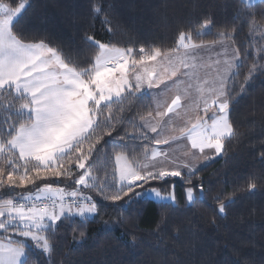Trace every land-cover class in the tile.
<instances>
[{"label":"snow or ice","instance_id":"1","mask_svg":"<svg viewBox=\"0 0 264 264\" xmlns=\"http://www.w3.org/2000/svg\"><path fill=\"white\" fill-rule=\"evenodd\" d=\"M257 3L264 0H239L235 19L244 18L250 33L259 31L264 40V25L251 12ZM29 8L31 0H0V264H47L65 222L73 233V225L95 222L102 205L85 189L121 212L140 201L174 208L169 178H182L189 185L186 204L202 201L203 183L192 180L197 162L222 155L237 135L231 119L235 77L247 57L235 46V30L206 39L212 22L205 19L200 30H180L171 47H120L86 36L97 51L80 65L50 41L19 34L16 26ZM102 11L93 0L91 12ZM259 52L264 61V47ZM255 71L264 72V64L253 61L239 92ZM146 97V110L124 127V113L132 111L126 102ZM110 147L109 179L96 165L101 153L107 160ZM157 181L161 187L151 186ZM245 187L255 191L257 178L250 176ZM216 201L221 215L233 202ZM115 226L105 221L103 230Z\"/></svg>","mask_w":264,"mask_h":264},{"label":"trees","instance_id":"2","mask_svg":"<svg viewBox=\"0 0 264 264\" xmlns=\"http://www.w3.org/2000/svg\"><path fill=\"white\" fill-rule=\"evenodd\" d=\"M92 2L31 0V8L16 29L26 40L50 41L80 65L91 61L97 51L86 42V36L120 47H171L180 30H200L205 19L212 22V35L206 39L235 30V46L247 57L235 77L231 119L237 135L226 142L222 155L199 167L192 177L193 183L202 182L205 189L203 200L192 206L184 200V189L189 185L182 178H169V185H175L174 208L140 201L121 212L111 201L85 189L102 205L99 215L82 229L73 225L78 229L75 233L65 222L57 232L56 250L47 264H264V160L260 158L264 152V72H253L244 91L239 92L253 61L258 67L264 64L258 58L264 40L250 33L244 18L235 19L239 0H99L103 9L99 15L91 12ZM251 12L258 24H264L260 15L264 4L257 3ZM149 104L147 97L126 102L125 107L131 105L132 111L124 113V127ZM114 138L113 143L119 144V136L114 133ZM112 165L110 147L107 160L101 153L96 167L101 169V176L107 172L110 179ZM250 176L258 180V187L251 192L245 187ZM69 185L68 181L61 184ZM151 186L161 187V182ZM216 197L226 202L232 198L222 215L217 212ZM105 221L116 226L105 232ZM80 230L85 233L83 237Z\"/></svg>","mask_w":264,"mask_h":264},{"label":"rangeland","instance_id":"3","mask_svg":"<svg viewBox=\"0 0 264 264\" xmlns=\"http://www.w3.org/2000/svg\"><path fill=\"white\" fill-rule=\"evenodd\" d=\"M261 25H264V24H261ZM253 34H255V35H260L259 31H257L256 33H253ZM218 157H219V156H213V157H212L211 159H209L208 161H203V160H201L200 163H199V165H197V168L203 166L204 164H206V163H208V162H210V161H212V160H214V159H216V158H218ZM197 164H198V163H197Z\"/></svg>","mask_w":264,"mask_h":264},{"label":"crops","instance_id":"4","mask_svg":"<svg viewBox=\"0 0 264 264\" xmlns=\"http://www.w3.org/2000/svg\"><path fill=\"white\" fill-rule=\"evenodd\" d=\"M212 55L214 56L215 54L213 53ZM155 91H157V90H153V92H155ZM164 147H166V146H164ZM197 163H198L197 165H199L200 161Z\"/></svg>","mask_w":264,"mask_h":264}]
</instances>
